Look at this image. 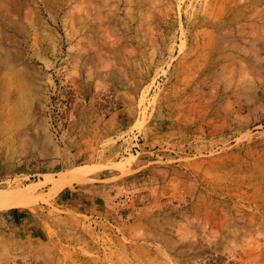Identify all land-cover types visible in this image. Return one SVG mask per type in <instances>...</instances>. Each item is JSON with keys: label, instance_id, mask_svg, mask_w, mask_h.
<instances>
[{"label": "rangeland", "instance_id": "1", "mask_svg": "<svg viewBox=\"0 0 264 264\" xmlns=\"http://www.w3.org/2000/svg\"><path fill=\"white\" fill-rule=\"evenodd\" d=\"M230 1L0 0V106L13 71L36 92L0 157V189L35 185L0 206V264H264V0Z\"/></svg>", "mask_w": 264, "mask_h": 264}, {"label": "bare ground", "instance_id": "2", "mask_svg": "<svg viewBox=\"0 0 264 264\" xmlns=\"http://www.w3.org/2000/svg\"><path fill=\"white\" fill-rule=\"evenodd\" d=\"M232 1V0H231ZM231 1L228 3L230 4ZM233 2V1H232ZM235 2V0H234ZM233 4V3H232ZM237 6H240L239 3H236ZM235 4V5H236ZM91 3L82 1L80 4V11L83 12L81 16L86 21H91L90 13L93 14V9L91 7ZM234 6V5H233ZM81 16H78L80 18ZM76 19V16L71 11V13L67 16H65L64 22V29L66 33V42L68 44H71L72 47L68 50V59H72L76 61L82 53L83 50V42L82 37L85 34V32H82L81 29H78L76 27V24L74 20ZM35 37V36H34ZM38 37V35H37ZM33 39L32 48L34 51V54L36 55H42L43 51L42 48L44 45H42L39 38ZM56 41H54V47L56 46ZM60 40L59 44L60 45ZM114 44V40L112 38V35L110 33L105 32L103 36L102 46L105 49H110L111 45ZM212 44V43H211ZM211 46V45H210ZM112 49V48H111ZM56 50V49H54ZM214 52L212 48L208 49L205 52V58L207 61L211 60ZM13 78L14 81L17 84L18 87V96L16 101L14 102L13 106L3 103L0 106V123L3 122L0 125V157L4 156L5 153L8 154L6 157V160H8L9 163L14 165L11 159L12 150L16 144V139L13 136V129L15 127H23L28 128L30 126V122L32 121L33 112H34V104H35V91H32V89L28 86V84L25 82L24 77L19 71H13ZM8 97H5V99ZM8 99V98H7ZM8 102V101H7ZM39 105H42V102L39 100ZM99 124L93 128V131H99L102 132V137L105 139L106 143L104 144L103 148V154L108 155L111 153L112 148V142H111V132L109 127L104 128H98ZM97 159V154L95 149H93L92 154L89 155V161L94 162ZM67 160V159H66ZM64 160V163L67 161ZM69 160V159H68ZM21 163V161H19ZM16 166V165H15ZM68 186V182L66 180H60L56 182V187L58 189H62L64 187ZM35 185H29L28 187L24 189H0V206H26L28 205V201L31 199V195L34 193ZM262 224L264 226V222L262 220Z\"/></svg>", "mask_w": 264, "mask_h": 264}, {"label": "crops", "instance_id": "3", "mask_svg": "<svg viewBox=\"0 0 264 264\" xmlns=\"http://www.w3.org/2000/svg\"><path fill=\"white\" fill-rule=\"evenodd\" d=\"M73 195H76L73 191L65 189L60 192L59 199L62 202H68L69 198L73 197ZM24 215L25 212L22 210L11 209L7 212H4L2 214V218L8 224L9 227L16 228L17 226H19L20 221L24 218Z\"/></svg>", "mask_w": 264, "mask_h": 264}]
</instances>
